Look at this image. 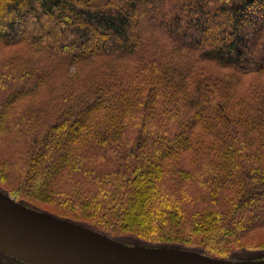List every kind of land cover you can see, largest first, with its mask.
Segmentation results:
<instances>
[{"label": "trees", "instance_id": "trees-1", "mask_svg": "<svg viewBox=\"0 0 264 264\" xmlns=\"http://www.w3.org/2000/svg\"><path fill=\"white\" fill-rule=\"evenodd\" d=\"M0 180L116 242L264 260V0H0Z\"/></svg>", "mask_w": 264, "mask_h": 264}, {"label": "water", "instance_id": "water-1", "mask_svg": "<svg viewBox=\"0 0 264 264\" xmlns=\"http://www.w3.org/2000/svg\"><path fill=\"white\" fill-rule=\"evenodd\" d=\"M0 251L24 264H264L178 249L132 247L20 205L0 191Z\"/></svg>", "mask_w": 264, "mask_h": 264}, {"label": "rangeland", "instance_id": "rangeland-1", "mask_svg": "<svg viewBox=\"0 0 264 264\" xmlns=\"http://www.w3.org/2000/svg\"><path fill=\"white\" fill-rule=\"evenodd\" d=\"M11 52H13V50L12 49H6L5 51H4V55L5 54H10ZM250 79H247V78H244L243 79V83L245 84L246 82H248ZM29 107V106H28ZM27 107V108H28ZM18 116V115H17ZM0 182H3V181H1L0 180ZM0 191L2 192V193H4V194H6V195H8L10 198H12L13 200H15V195L11 192V191H9V190H7V186L5 185V184H3V183H0ZM15 202H17V201H15ZM20 202V203H19ZM18 204H20V205H25V206H27L29 209H32V210H34V211H38V212H42V213H46V214H48V215H51V216H54V217H57V218H59V219H61V220H64V221H68V220H66V219H63V217L61 218V216H58L57 214H59V215H64L65 213L62 211V208H60V207H58V206H55V205H51V204H45V203H40V202H38V201H34V200H29V199H27V198H23V199H20V200H18V202H17ZM57 213V214H56ZM68 222H70V221H68ZM71 223H73V222H71ZM74 224H76V225H79V226H82V227H84V228H87V229H90L91 231H93V232H96V233H98V234H102V235H104V232H102V231H96V230H94V229H92V227H90L89 225H87V224H85L84 222H76V223H74ZM88 226V227H87ZM105 236V235H104ZM107 237V236H106ZM109 238V237H108ZM135 239L134 238H131V237H127V238H123V239H121V240H119L120 241V243H122V244H125V245H128V244H126V243H129V245L128 246H130L131 244H134V243H136L135 241H134ZM123 241V242H122ZM132 247H140L139 245H136V246H132ZM178 250H184V251H191L190 249H184V248H178ZM191 252H194V251H191ZM197 253V252H196ZM222 262H231V261H222ZM241 262H246V261H241Z\"/></svg>", "mask_w": 264, "mask_h": 264}, {"label": "flooded vegetation", "instance_id": "flooded-vegetation-1", "mask_svg": "<svg viewBox=\"0 0 264 264\" xmlns=\"http://www.w3.org/2000/svg\"><path fill=\"white\" fill-rule=\"evenodd\" d=\"M0 264H24L0 251Z\"/></svg>", "mask_w": 264, "mask_h": 264}]
</instances>
